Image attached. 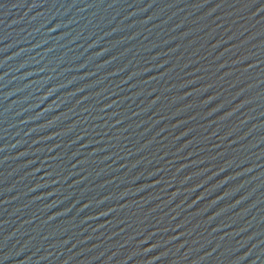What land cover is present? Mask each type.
<instances>
[{
  "label": "water",
  "instance_id": "1",
  "mask_svg": "<svg viewBox=\"0 0 264 264\" xmlns=\"http://www.w3.org/2000/svg\"><path fill=\"white\" fill-rule=\"evenodd\" d=\"M0 264H264V0H0Z\"/></svg>",
  "mask_w": 264,
  "mask_h": 264
}]
</instances>
